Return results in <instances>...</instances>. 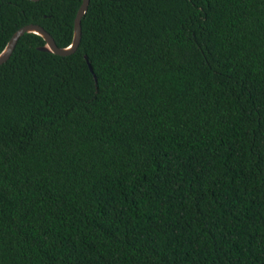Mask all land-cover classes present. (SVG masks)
<instances>
[{
	"label": "trees",
	"instance_id": "16d2710c",
	"mask_svg": "<svg viewBox=\"0 0 264 264\" xmlns=\"http://www.w3.org/2000/svg\"><path fill=\"white\" fill-rule=\"evenodd\" d=\"M81 3L0 0V53ZM44 44L0 64V264H264V0H89Z\"/></svg>",
	"mask_w": 264,
	"mask_h": 264
},
{
	"label": "water",
	"instance_id": "95a60500",
	"mask_svg": "<svg viewBox=\"0 0 264 264\" xmlns=\"http://www.w3.org/2000/svg\"><path fill=\"white\" fill-rule=\"evenodd\" d=\"M37 1V0H32ZM89 0H82V3L80 7L78 8V11L76 13V16L74 18V26H73V38L72 42L67 47H58L52 38V36L40 25L37 24H26L22 27H20L18 30H16L12 36L10 37L9 41L7 42L5 48L0 53V64L5 62L11 55L17 40L20 36H22L24 33H34L37 35H40L44 41L45 44L43 46H40L39 49L43 51H49L58 55H68L71 54L76 50L80 43L81 39V19L84 13L87 10ZM89 69L92 71V67L90 63L88 62Z\"/></svg>",
	"mask_w": 264,
	"mask_h": 264
}]
</instances>
